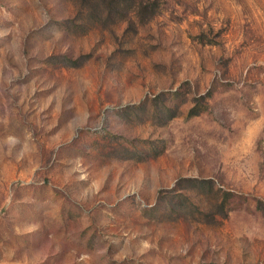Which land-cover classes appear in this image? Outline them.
I'll return each mask as SVG.
<instances>
[{
	"label": "rangeland",
	"instance_id": "1",
	"mask_svg": "<svg viewBox=\"0 0 264 264\" xmlns=\"http://www.w3.org/2000/svg\"><path fill=\"white\" fill-rule=\"evenodd\" d=\"M0 264H264V0H0Z\"/></svg>",
	"mask_w": 264,
	"mask_h": 264
}]
</instances>
